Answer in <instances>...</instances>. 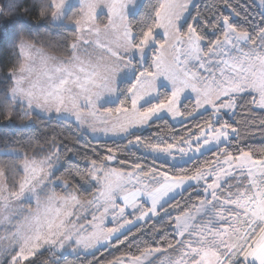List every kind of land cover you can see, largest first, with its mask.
Returning <instances> with one entry per match:
<instances>
[{
    "label": "snow or ice",
    "instance_id": "6c2138e0",
    "mask_svg": "<svg viewBox=\"0 0 264 264\" xmlns=\"http://www.w3.org/2000/svg\"><path fill=\"white\" fill-rule=\"evenodd\" d=\"M33 7L44 30L17 35L5 121L18 110L68 122L150 159L92 148L83 168L66 167L72 149L58 134L23 147L0 141V264H41L44 253L42 264H63L113 242L127 250L106 264H264V148L240 147L236 122L223 119L241 107L264 111V12L245 27L229 0L228 14L201 12L194 0ZM168 119L180 134H138ZM163 216L162 227H145ZM138 236L147 238L128 243Z\"/></svg>",
    "mask_w": 264,
    "mask_h": 264
},
{
    "label": "trees",
    "instance_id": "16d2710c",
    "mask_svg": "<svg viewBox=\"0 0 264 264\" xmlns=\"http://www.w3.org/2000/svg\"><path fill=\"white\" fill-rule=\"evenodd\" d=\"M8 3L13 0H7ZM19 4L9 11L6 7V0H0V7L4 8V15H0V97L10 87V81L6 79L7 68L12 67L17 61L18 56L15 53L13 47L16 42L17 35L27 36V28H32V36H36L39 32L43 31V27L38 15V8H34L33 5L38 3V0H14ZM148 0H146V3ZM230 3L236 8V11L240 13L239 17H233L234 21L241 26H248V24L258 23L261 18V12L257 9L254 0H229ZM224 0H196L195 4L197 8L204 13L208 12V9L212 5H217L218 10L228 14V10L222 7ZM29 9V11H25ZM195 14V12H193ZM23 29V30H22ZM70 37V33L67 34ZM214 38V37H213ZM3 109H0V113ZM207 114H204L206 118ZM198 117L197 119H200ZM223 119L228 120L230 123L235 121L234 127L238 128L239 139L236 143L240 147L247 149H260L264 148V127H261V120H264V111L255 109L249 113L246 108H237L235 114L230 113L224 115ZM195 122V121H192ZM190 123L185 121V124ZM176 134L181 133V124L172 123L169 119L167 121H156L151 127L145 128L141 134L143 138H150L156 133L164 135L168 132ZM58 134V135H57ZM53 135H57V139L63 138L67 141V147L72 149V152H65L62 154V160L66 161L65 166L71 164L73 167L83 168L85 166L84 157L92 156L91 149L96 148L98 151L106 149L107 147H118L123 152L124 156H128L131 161L135 162H148L150 158L145 157L143 161L137 158L141 155L136 152L135 149H126V141L119 139L113 143V140H97L92 139L87 134H81L80 131L68 122H58L56 119L48 120L41 119L32 115L30 118L25 117L22 112L14 111L13 120L11 123L5 121L3 114H0V141L9 140L15 141L13 146L23 147L29 140L33 143H43L46 139L51 138ZM78 145V147H76ZM233 151L235 149H232ZM135 153V155H132ZM115 166V165H114ZM64 169H61L63 172ZM58 175L60 173H57ZM93 189H90L92 191ZM175 215V212L172 213ZM168 217L153 219L149 224L145 225L146 228L151 229L153 226L156 228L162 227ZM135 231V229H133ZM147 237L138 236L136 240L129 238L128 243L139 244L141 240ZM123 240V237H121ZM143 247V245H140ZM127 250V245L121 246L115 242L106 248H100L99 251H95V255H88L87 257L81 256L77 259L74 256H67L63 261V264H90L95 261V264H106V261L111 260L113 257L120 255ZM133 251L135 249L133 248ZM49 257L48 253H44L39 260L42 262L47 261ZM165 256H158L154 260V264H159V261Z\"/></svg>",
    "mask_w": 264,
    "mask_h": 264
},
{
    "label": "rangeland",
    "instance_id": "374dc122",
    "mask_svg": "<svg viewBox=\"0 0 264 264\" xmlns=\"http://www.w3.org/2000/svg\"><path fill=\"white\" fill-rule=\"evenodd\" d=\"M195 1V0H194ZM254 2H255V5H256V7H257V9L262 13V12H264V5H261L260 4V0H254ZM231 112H229V113H227V114H230ZM226 114V115H227ZM170 120V119H169ZM171 121V120H170ZM172 123H179V122H176V121H171ZM89 137H91L92 139H97V140H107L106 138H101V137H99V138H94L93 136H91V135H88ZM108 226L109 227H111L112 225L111 224H108ZM6 234V229L4 228V227H0V236H2V235H5ZM166 257H163L161 260H163V259H165Z\"/></svg>",
    "mask_w": 264,
    "mask_h": 264
},
{
    "label": "crops",
    "instance_id": "0c3cea01",
    "mask_svg": "<svg viewBox=\"0 0 264 264\" xmlns=\"http://www.w3.org/2000/svg\"><path fill=\"white\" fill-rule=\"evenodd\" d=\"M195 1H196V0H195ZM195 1H194V2H195ZM101 138H103V137H101Z\"/></svg>",
    "mask_w": 264,
    "mask_h": 264
}]
</instances>
